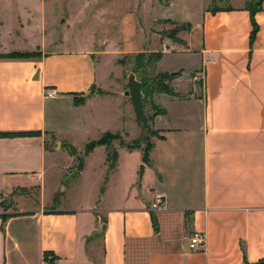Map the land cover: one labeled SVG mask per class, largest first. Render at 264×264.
<instances>
[{
	"label": "crops",
	"instance_id": "0c3cea01",
	"mask_svg": "<svg viewBox=\"0 0 264 264\" xmlns=\"http://www.w3.org/2000/svg\"><path fill=\"white\" fill-rule=\"evenodd\" d=\"M246 1L213 11L201 6L194 21L186 13L152 20L188 25L179 37L184 45L149 33L153 46L146 45V34L134 46L129 38L137 32L126 20L125 47L118 55L161 52L156 72L180 71L172 86L184 97H155L162 113L152 116L158 137L148 164L140 152L120 148L100 200L73 207L59 201L54 209H46L44 198L49 171L56 169L55 186L62 191L63 180L76 170L57 163L64 144L81 153L105 133L134 140L142 128L135 119L130 137L107 119V105L118 99L108 87L111 75L98 72L101 57L115 54L106 49L107 36L98 46L93 37L71 50L62 39H47L43 25L40 44L25 49L21 46L36 30L0 23V54L41 55L0 59V134H6L0 137V195L23 189L41 196L32 209L17 199L14 211H0L8 216L4 223L0 218V264H264V1L254 15L258 29L252 41ZM121 79L122 73L116 80ZM49 91L55 93L51 98ZM81 97L83 104L76 105ZM20 133L36 135H14ZM97 150L106 148L84 157L72 179L84 174ZM124 151L138 154L127 177L117 182ZM102 161L106 169V158ZM156 195L163 207L151 210ZM193 233L204 234L205 242L189 251ZM45 253L52 261L44 260Z\"/></svg>",
	"mask_w": 264,
	"mask_h": 264
},
{
	"label": "rangeland",
	"instance_id": "374dc122",
	"mask_svg": "<svg viewBox=\"0 0 264 264\" xmlns=\"http://www.w3.org/2000/svg\"><path fill=\"white\" fill-rule=\"evenodd\" d=\"M170 0H0V23L5 22L4 27L13 26L15 21L18 26L28 25L33 30H36L35 38L26 45L21 46L28 49L31 45L37 42L40 44L41 29L44 25L45 36L53 41L63 40L64 48L78 49L83 44H90V38H97V46L101 40H105L107 36L108 44L106 49L115 52L114 55H107L101 57V63L98 66L99 74L111 75L108 82V87L114 92L118 99L113 101L108 109L107 119L111 121L112 129H117L121 133H128L134 136L132 114H134L132 104L129 97L124 96L127 89V78L133 74L138 80L143 75V70L137 65L135 57L136 53L130 55H118L125 47L124 33H122V26L130 19V24H134L136 34L129 38V43L134 46L140 44L146 34V45L150 43L154 45L152 37L149 33H158L167 44H182L184 42L179 37L185 36L187 31L186 25H179L169 20H160L152 23L153 19L175 18L177 16L188 14V18L192 21L198 14L201 6L208 5V8L213 10L226 9L240 5L243 0H177L174 4L168 5ZM257 0H247L245 4ZM157 7H154V6ZM161 6V7H159ZM24 14L29 16L25 17ZM133 29V26H131ZM20 44L22 41H18ZM108 45V46H107ZM129 45V44H128ZM30 53H39L33 51ZM122 62L121 64L119 62ZM158 63V62H157ZM123 75V80L117 81L120 74ZM179 75L171 81H166L164 84L171 88L176 98H183V95L174 92L172 83L181 76ZM167 73V74H174ZM148 77L153 78L155 75L163 74L157 73L155 64L153 68L148 69L145 73ZM138 78V79H137ZM198 84L200 81H196ZM159 93L150 95L142 94L143 113L147 120V127L139 122L136 124L142 128L140 137L131 140L126 134H114L118 139L110 141L109 146H105V151L97 150L87 159L84 174L77 179H72L69 184L64 187V191L55 186L57 179L56 169L49 171L46 180L44 191L46 209H54L58 207L60 202H64L69 207L89 205L94 202V197L99 200L102 194H105L106 181L110 179V172L115 168L118 149L126 151H135L143 154L146 150H150L154 138L158 137L152 126V116L159 115L162 111L155 104V97ZM135 116V114H134ZM95 134H91V136ZM99 139V138H98ZM97 140V139H96ZM95 141V140H94ZM119 142L122 143L120 146ZM87 145V144H86ZM85 145V146H86ZM127 146H132L128 149ZM99 147V146H97ZM96 148V147H95ZM94 148V149H95ZM93 149V151H94ZM65 147L60 150L57 156V163L60 166H66L68 163L72 164V168L81 171L84 166L85 147L81 153L76 152L68 162L70 156L67 155ZM108 152H115L117 154L113 169L109 170L107 162ZM128 155L127 152L120 153V162L118 166V173L116 176L117 182L126 178L130 169L134 166L135 159L138 153ZM91 153V152H90ZM103 158H106V166L104 168ZM103 162V163H102ZM148 164V162H146ZM99 181H103L98 185ZM111 190V189H110ZM96 195V196H95ZM98 196V197H97ZM43 197V196H42ZM17 199L24 203L23 208L32 209L36 207L40 201L41 196L36 190L16 189L10 195L4 197L0 195V211L11 212L15 210ZM23 199V200H22ZM43 199V198H42ZM60 201V202H59ZM52 202V203H50ZM94 204V203H93Z\"/></svg>",
	"mask_w": 264,
	"mask_h": 264
},
{
	"label": "trees",
	"instance_id": "16d2710c",
	"mask_svg": "<svg viewBox=\"0 0 264 264\" xmlns=\"http://www.w3.org/2000/svg\"><path fill=\"white\" fill-rule=\"evenodd\" d=\"M264 0H257L253 1L251 3H247L245 5L246 10L249 12L250 16V22L252 25V31L250 34V41H252L256 35L257 32V25L254 20V15L257 11L261 9V4ZM186 29H189V26H186ZM41 55L40 53H19V52H12L8 54H0V59H34V58H39ZM162 58V53L161 52H153V53H139L136 55L135 60L137 65L143 70V75L138 79V81L141 83L142 90L141 94L144 95H150L153 93H162V94H168L171 96H175L171 88H168L164 82L166 81H171L172 79L176 78L179 73H174V74H158L155 75L153 78L148 77L145 73L148 69L153 68L154 64L159 62ZM120 64L122 63L121 61L119 62ZM94 91L91 90L90 93L92 94ZM84 102V98H78L75 99V104L76 105H81ZM142 124V123H141ZM143 127H147V120L145 119V122L142 124ZM14 135H19V136H34L36 133H20V134H14ZM6 136V134H0V137ZM120 139L116 135H112L109 133L103 134L99 139L95 141L89 142L85 146V154H89L90 152L93 151V149L97 146H109L110 141ZM120 146L122 145L121 142H119ZM152 147V146H151ZM128 149H131L132 146H127ZM148 152L149 150H146L143 154L142 161L144 163L148 162ZM117 154L115 152L111 153L108 152L107 154V162L109 165V170L113 169L114 163L116 161ZM0 218L2 219V223H4L8 216L6 215H1ZM51 254L45 253L44 254V260L45 261H52V259H49V256Z\"/></svg>",
	"mask_w": 264,
	"mask_h": 264
},
{
	"label": "water",
	"instance_id": "95a60500",
	"mask_svg": "<svg viewBox=\"0 0 264 264\" xmlns=\"http://www.w3.org/2000/svg\"><path fill=\"white\" fill-rule=\"evenodd\" d=\"M141 90H142L141 83L138 80H136V78L133 74L129 75L127 78L126 96L129 97L130 102L132 104L136 121L143 124L145 122V118H144V113H143V103H142V97H141L142 96ZM64 147H66L68 149L69 153L72 156H74L76 154V149L71 144H68V143L64 144ZM142 173H143V165H140L139 166V173H138L139 180L142 177ZM77 174H78V171L74 170V172L72 174H70L69 176H67L63 180L62 191L64 190V187L68 184V181L70 179H72L73 177H75Z\"/></svg>",
	"mask_w": 264,
	"mask_h": 264
},
{
	"label": "built area",
	"instance_id": "2783aa9c",
	"mask_svg": "<svg viewBox=\"0 0 264 264\" xmlns=\"http://www.w3.org/2000/svg\"><path fill=\"white\" fill-rule=\"evenodd\" d=\"M54 91H49L45 95L48 98H51L54 96ZM163 207V199L161 196L156 195L151 203V210H159ZM205 242V236L204 234H198V233H193L188 240V250L189 251H196L200 249Z\"/></svg>",
	"mask_w": 264,
	"mask_h": 264
}]
</instances>
